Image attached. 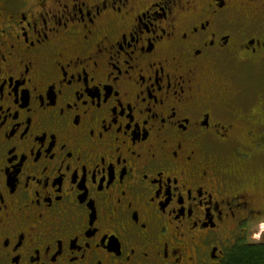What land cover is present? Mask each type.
Returning a JSON list of instances; mask_svg holds the SVG:
<instances>
[{"label":"flooded vegetation","instance_id":"1","mask_svg":"<svg viewBox=\"0 0 264 264\" xmlns=\"http://www.w3.org/2000/svg\"><path fill=\"white\" fill-rule=\"evenodd\" d=\"M234 64L264 66V0H0V264L263 245L264 91Z\"/></svg>","mask_w":264,"mask_h":264},{"label":"rangeland","instance_id":"2","mask_svg":"<svg viewBox=\"0 0 264 264\" xmlns=\"http://www.w3.org/2000/svg\"><path fill=\"white\" fill-rule=\"evenodd\" d=\"M244 16H237L236 18V23H245V20L243 19ZM255 20H257L255 18ZM254 20V22H255ZM254 22L252 24L254 25ZM236 63V62H235ZM233 67L231 68V74L233 76L232 83L234 84L233 87H236L238 89H242L246 93H253L255 91H264V66L260 67L259 69L256 70V74L258 76H255V69H245V68H240L237 67L236 64L232 65ZM253 77H257L253 79ZM257 87V90H254ZM262 146V144H261ZM250 155H252L250 153ZM264 221L259 222L256 228L253 229L254 232L260 231L258 233V237L261 238V240L264 241V235L261 234V231L263 232L261 226L263 225L264 227ZM264 234V233H263ZM259 241V240H258Z\"/></svg>","mask_w":264,"mask_h":264},{"label":"trees","instance_id":"3","mask_svg":"<svg viewBox=\"0 0 264 264\" xmlns=\"http://www.w3.org/2000/svg\"><path fill=\"white\" fill-rule=\"evenodd\" d=\"M231 257L230 264H264V244L258 249L248 247L238 249Z\"/></svg>","mask_w":264,"mask_h":264},{"label":"snow or ice","instance_id":"4","mask_svg":"<svg viewBox=\"0 0 264 264\" xmlns=\"http://www.w3.org/2000/svg\"><path fill=\"white\" fill-rule=\"evenodd\" d=\"M125 2H126V0H125ZM105 7H107V3H106V2H105ZM185 38H186V37H185ZM137 42H138V41H137ZM76 123H77V125L79 124V119H78V118H77V120H76ZM69 159H70V157H69ZM92 179L95 180V177H93ZM101 183L103 184V178L101 179ZM169 191H170V190H169ZM188 196L191 197V193H190V192L188 193ZM201 198H203V197L201 196ZM168 199H169V202H171V199H172L171 196H169ZM181 203H182V202H181ZM165 207H166V205H165ZM145 227H147L146 224H145ZM0 243H2V242H0ZM133 254H134V253H133Z\"/></svg>","mask_w":264,"mask_h":264},{"label":"built area","instance_id":"5","mask_svg":"<svg viewBox=\"0 0 264 264\" xmlns=\"http://www.w3.org/2000/svg\"><path fill=\"white\" fill-rule=\"evenodd\" d=\"M261 228H262V230L264 231V227H263V225L261 226Z\"/></svg>","mask_w":264,"mask_h":264}]
</instances>
